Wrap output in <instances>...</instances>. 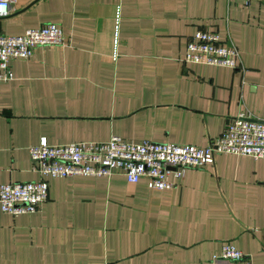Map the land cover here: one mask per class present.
<instances>
[{"label": "crops", "instance_id": "crops-1", "mask_svg": "<svg viewBox=\"0 0 264 264\" xmlns=\"http://www.w3.org/2000/svg\"><path fill=\"white\" fill-rule=\"evenodd\" d=\"M0 34L55 23L62 45L8 59L0 182L41 177L27 147L104 140L205 145L239 111L264 120V0H13ZM117 11V18H116ZM196 30L236 66L184 61ZM115 50V56L112 52ZM34 212L0 210V264H201L223 241L264 264V158L218 152L170 188L110 174L43 176Z\"/></svg>", "mask_w": 264, "mask_h": 264}, {"label": "built area", "instance_id": "built-area-1", "mask_svg": "<svg viewBox=\"0 0 264 264\" xmlns=\"http://www.w3.org/2000/svg\"><path fill=\"white\" fill-rule=\"evenodd\" d=\"M12 1L0 0V17L10 14ZM117 15L116 11V18ZM64 43L61 28L50 22L17 34H0V80L13 77L10 57L26 58L36 46ZM182 59L230 67L239 62L232 42L220 39L215 31L204 30H196L186 39ZM218 152L264 158V120L239 111L205 145L148 138L133 141L117 134L104 140L51 144L41 136L27 147L30 169L41 177L0 182V210L11 214L37 211L47 196V181L43 176L107 175L119 171L128 182L144 177L147 187L170 188L173 186L170 175L178 176L184 168L210 163ZM201 264H251V260L233 243L223 241L219 250Z\"/></svg>", "mask_w": 264, "mask_h": 264}]
</instances>
